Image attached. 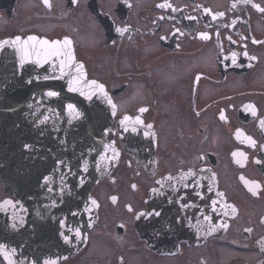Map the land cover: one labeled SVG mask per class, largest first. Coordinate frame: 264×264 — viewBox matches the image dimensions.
Listing matches in <instances>:
<instances>
[{
	"label": "flooded vegetation",
	"instance_id": "af4514ba",
	"mask_svg": "<svg viewBox=\"0 0 264 264\" xmlns=\"http://www.w3.org/2000/svg\"><path fill=\"white\" fill-rule=\"evenodd\" d=\"M30 37L70 40L116 106L119 162L57 264H264V0H0V42ZM31 181L0 207L16 260L50 264L70 203Z\"/></svg>",
	"mask_w": 264,
	"mask_h": 264
},
{
	"label": "water",
	"instance_id": "95a60500",
	"mask_svg": "<svg viewBox=\"0 0 264 264\" xmlns=\"http://www.w3.org/2000/svg\"><path fill=\"white\" fill-rule=\"evenodd\" d=\"M65 41L70 40L0 42V181L7 194L15 197L19 192L30 191L31 179L37 176L40 184H53L56 201L70 203L71 218L66 225L70 234L64 245L55 250L50 264L77 254L85 245L98 207L91 192L112 173L120 158L112 131L115 103L101 84L95 81L103 87V93L92 85L94 80L88 78L84 65L77 61L72 42ZM33 49L60 54L49 56L46 61L43 55H25ZM62 61L70 65L63 76ZM74 77H80L74 85L80 90L69 91V81ZM49 91L58 95L48 96ZM8 201L14 207L5 203L0 207V243L8 253L1 255L8 264H20L14 248L16 205L13 200ZM223 201L218 199L217 207Z\"/></svg>",
	"mask_w": 264,
	"mask_h": 264
},
{
	"label": "snow or ice",
	"instance_id": "6c2138e0",
	"mask_svg": "<svg viewBox=\"0 0 264 264\" xmlns=\"http://www.w3.org/2000/svg\"><path fill=\"white\" fill-rule=\"evenodd\" d=\"M117 31L120 32L122 30L121 29H117ZM35 39H36L35 37H30L29 38V40H33V41ZM42 43L46 45L48 42L47 41H43ZM69 43H70V41H65V44H69ZM30 54H35L37 57H40L41 55H43L44 56V60L46 61L49 56L59 55L60 53L58 51H50V52H46V53H41L39 50H36V49H33L32 53L25 52L26 56L30 55ZM37 62H39V60ZM69 66L70 65H68L66 62H64V61L61 62V76L66 74L64 69L69 67ZM77 71H79V69H77ZM45 79H47V77H45ZM79 80H80V77H74L73 80L69 81V89L68 90L69 91H78V90H80L79 88L74 86L75 84L79 83ZM92 85H94L96 88H98L103 93V87L101 85H97L95 81L92 82ZM81 94L83 95L84 93L81 91ZM47 95L48 96H57L58 93L55 92V91H49L47 93ZM89 98H90V96H89ZM105 98L107 99L106 94H105ZM108 103L111 104V100L110 99H108ZM68 108L71 111H75L72 105H68ZM113 108H114V105H113ZM142 111H144V110H142ZM137 123H140V121L137 120ZM149 127H151V126L149 125ZM102 159H103V157H102ZM49 190L51 191V189H49ZM5 204L11 205V206L14 207V205H12L11 201H5ZM77 235H79V233H77ZM0 254H4L6 256L8 255V253L3 248H0Z\"/></svg>",
	"mask_w": 264,
	"mask_h": 264
},
{
	"label": "rangeland",
	"instance_id": "374dc122",
	"mask_svg": "<svg viewBox=\"0 0 264 264\" xmlns=\"http://www.w3.org/2000/svg\"><path fill=\"white\" fill-rule=\"evenodd\" d=\"M0 183L2 184V182L0 181ZM3 185V184H2ZM4 187V186H3ZM6 191V190H5Z\"/></svg>",
	"mask_w": 264,
	"mask_h": 264
}]
</instances>
